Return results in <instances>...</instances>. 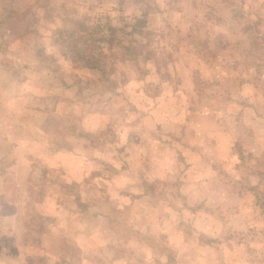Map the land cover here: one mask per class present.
I'll use <instances>...</instances> for the list:
<instances>
[{
  "label": "rangeland",
  "instance_id": "374dc122",
  "mask_svg": "<svg viewBox=\"0 0 264 264\" xmlns=\"http://www.w3.org/2000/svg\"><path fill=\"white\" fill-rule=\"evenodd\" d=\"M0 264H264V0H0Z\"/></svg>",
  "mask_w": 264,
  "mask_h": 264
},
{
  "label": "trees",
  "instance_id": "16d2710c",
  "mask_svg": "<svg viewBox=\"0 0 264 264\" xmlns=\"http://www.w3.org/2000/svg\"><path fill=\"white\" fill-rule=\"evenodd\" d=\"M111 32H115V29L112 28V29H111ZM130 47H132V46H128V47H127V50L133 51V49H131ZM112 211H113V210H112Z\"/></svg>",
  "mask_w": 264,
  "mask_h": 264
}]
</instances>
